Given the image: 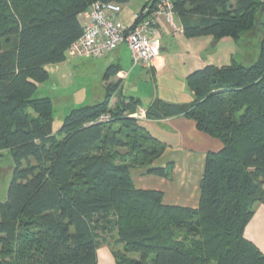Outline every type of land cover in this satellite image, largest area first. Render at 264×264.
Instances as JSON below:
<instances>
[{"label":"trees","instance_id":"1","mask_svg":"<svg viewBox=\"0 0 264 264\" xmlns=\"http://www.w3.org/2000/svg\"><path fill=\"white\" fill-rule=\"evenodd\" d=\"M130 1L0 0V152L13 161L0 201V264H98L104 244L116 264H264L245 238L264 205L262 0H172L187 39L237 41L252 31L260 41L251 65L207 66L186 80L190 102L157 98L145 112L155 122L185 117L221 142L206 155L197 208L166 205L162 191L136 187V170L167 179L174 164L156 166L167 145L133 116L139 100L110 108L118 84L58 129L53 99L36 97L50 80L47 66L66 62L82 37L92 5ZM113 234L121 250L103 238Z\"/></svg>","mask_w":264,"mask_h":264},{"label":"crops","instance_id":"2","mask_svg":"<svg viewBox=\"0 0 264 264\" xmlns=\"http://www.w3.org/2000/svg\"><path fill=\"white\" fill-rule=\"evenodd\" d=\"M148 1L144 0L133 21L130 23L121 21L127 26L133 24ZM118 17L120 19V15ZM82 22H85V14L82 16ZM160 31L162 57L161 64L154 74L140 68H132V65L130 67L131 52L125 45L107 55L110 58L107 66L115 67L118 70L117 75L111 73L107 78V85L119 84L118 90L111 100L110 108L114 109L120 103L128 104L130 98L139 100L141 103L139 110L133 116L139 119L140 125L154 138L167 145L166 153L162 159L155 163L156 166L166 167L170 163L174 164L172 175L167 179L147 176L145 170H136L137 172H134L136 187L162 191L166 205L197 208L200 200L199 184L204 171L206 155L208 152L219 151L222 147L221 142L200 132L196 128L195 122L185 117L155 122L148 120L146 115H140V110L146 112L157 98L168 103L190 102L193 99V94L186 83L189 75L210 65L224 67L233 61L239 63L249 61L252 64L257 60L260 46L257 54L242 56L240 52H244L245 48L240 46V40L236 41L230 37L219 41H214L213 37L187 39L184 35L182 22L177 16L174 17L172 26L162 19ZM256 41L260 43L257 39ZM125 53H127V59L124 57ZM239 58L243 61H240ZM65 63L67 62L59 65ZM145 72L150 73L151 78L157 83L164 81L163 84L166 83V87L161 90L159 85L152 90L150 81L146 83L147 86L142 95L140 92L143 82H145L143 81ZM177 82L187 86L188 90L182 89L183 95L176 92V88L173 87ZM180 95L181 97H178ZM245 238L264 254V205L256 207L254 217L246 227ZM98 264H116L108 244L102 245L98 250Z\"/></svg>","mask_w":264,"mask_h":264},{"label":"rangeland","instance_id":"3","mask_svg":"<svg viewBox=\"0 0 264 264\" xmlns=\"http://www.w3.org/2000/svg\"><path fill=\"white\" fill-rule=\"evenodd\" d=\"M143 2L144 0H132L128 4L124 5L123 10L120 13V20L126 23L133 21L141 9ZM261 19V21L264 22V16ZM240 46L242 48L244 47L246 50H244V52H240V55L242 54V56H245V54H247L249 56H253L258 53L260 43H257L256 39L253 38L252 31H250L242 35L240 39ZM124 57L127 59V53L124 54ZM239 59L240 61H243V59ZM109 61L110 58L108 56L98 59L67 58V63L64 65L55 64L47 66L46 69L50 73V80L40 87L36 97H50L53 99L55 129L60 128L65 117L68 116L73 109L83 105H94L105 99V87L108 84L107 73L111 70L109 69L111 67L107 66ZM243 64L246 66L251 65L249 61L243 62ZM131 65L132 63L130 62V67ZM159 66L160 65L157 67L140 66L138 68L154 74L158 70ZM151 76L152 75L150 73H144L145 80L143 81L145 82H143L142 90L140 92L142 95L145 91V87L147 86L146 83L150 81L152 90L159 85L161 90L166 87V83L163 84L164 81L157 83V81L152 79ZM173 87L176 88V92L180 93L183 92L182 89L188 90L187 86L179 82L173 85ZM181 95H183V93ZM181 95L178 97H181ZM173 96H175V94H173ZM140 115H146L145 111L140 110ZM12 170L13 161L9 152H0V201H4L7 196V190L12 179ZM103 238H105L107 242L111 244L113 243L115 251L122 249L121 245L114 243L116 234H113V237L106 235Z\"/></svg>","mask_w":264,"mask_h":264},{"label":"built area","instance_id":"4","mask_svg":"<svg viewBox=\"0 0 264 264\" xmlns=\"http://www.w3.org/2000/svg\"><path fill=\"white\" fill-rule=\"evenodd\" d=\"M121 12L122 7L117 4H93L85 14L84 33L68 49L67 58H103L125 45L131 52L132 68L160 65V24L163 19L173 25V1L156 0L153 6H146L129 26L119 19ZM109 119V116H103L101 121Z\"/></svg>","mask_w":264,"mask_h":264}]
</instances>
